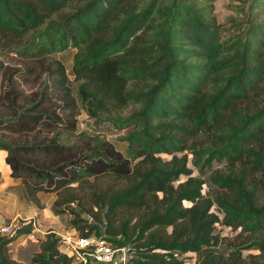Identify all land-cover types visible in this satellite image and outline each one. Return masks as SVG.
Instances as JSON below:
<instances>
[{
    "label": "trees",
    "instance_id": "1",
    "mask_svg": "<svg viewBox=\"0 0 264 264\" xmlns=\"http://www.w3.org/2000/svg\"><path fill=\"white\" fill-rule=\"evenodd\" d=\"M212 1L0 0V44L31 31L23 45L31 55L73 49L80 106L93 120L124 128L126 142L121 152L103 136L77 131L73 101L50 103L45 85L23 106L8 85L0 128L31 135L0 138L9 173L28 194L64 190L54 213L67 211L78 235H117L106 238L126 246L132 264H187L186 251L195 253L193 264H264V0L238 4L243 14L225 26L214 21ZM51 73L56 90L68 94L58 59ZM60 134L74 137L63 142ZM188 153L198 171L224 161L208 173L213 187L201 192ZM106 174L114 183L91 188V205L81 207L70 183L80 188ZM73 200L90 220L65 206ZM216 223L238 227L239 240L214 232ZM30 228L17 224L0 234V264H23L6 244ZM57 246V234L45 233L30 263L90 264ZM249 247L258 252L246 259L241 250Z\"/></svg>",
    "mask_w": 264,
    "mask_h": 264
},
{
    "label": "rangeland",
    "instance_id": "2",
    "mask_svg": "<svg viewBox=\"0 0 264 264\" xmlns=\"http://www.w3.org/2000/svg\"><path fill=\"white\" fill-rule=\"evenodd\" d=\"M247 0H213L212 1V10L211 12L214 15V21L218 24H221L222 26L227 25L229 19L232 17H238L242 13V11H239L237 9L238 4H242L244 7L247 4ZM259 18H263V16H260ZM33 32L28 31L23 37H21L19 40H17L16 43L12 45H6L5 43L0 44V63L2 64V67H0V97H4L6 94V88L8 85L12 87V90L18 91L19 93L16 95L17 98V104L19 106L27 105L30 101H33L36 99V95L38 90L43 87V85L46 86L47 89L53 90L52 93V100L50 103H59L61 102L62 98H65L66 100H72L75 108H71V111L76 112V122H77V131L85 130L91 133H96L100 136H103L105 139L109 140L113 146L121 151H125L126 142L121 139V136L124 134L125 129H116L110 125L107 121H95L89 116L86 115L83 108L80 106V103L77 98V84L78 81H75L72 79L70 75V64L73 54V49L67 48L62 51H53L50 52L47 55L43 56H34L31 55V51L24 50L23 45L27 43L30 39V36ZM52 58V59H51ZM54 58V59H53ZM58 59L66 72L67 77L69 78V86L70 91L68 94H65V92H59L56 89V85L52 83L53 74L51 73V69L54 68V60ZM36 92V94H35ZM0 99V100H1ZM131 108V106H126L123 109L119 110L120 114H125L128 112V110ZM9 110L7 109L6 105H3L0 101V116L8 113ZM40 135H44V130L39 132ZM49 135V134H48ZM31 135L28 134H22V133H16L12 132L7 128H0V138L7 139V140H26ZM73 135L71 134H60V138L63 142H70L73 140ZM161 156L164 158H168L169 154H162ZM188 161L187 165L191 168V175L199 177L203 180L204 184V191H206L207 188L213 187L208 182V173L217 168H221L224 161H211L210 166L204 168L202 171H198L196 167H194L189 158L191 157L190 153L187 154ZM0 161H2V157L0 156ZM264 173V172H263ZM185 176L181 175L179 179L175 180L174 182H177L178 180L184 179ZM114 183V179L111 175H99L96 176L93 179H90L89 181H85L82 183L83 187L80 188L76 186V182L70 183L72 185V189L70 191L73 192V194H76L79 196V205L81 207H89L91 205L90 195L89 191L91 188H102L106 184H112ZM43 194L47 202H49V198L51 199L50 207L52 208V202L55 198H57L60 193L62 194L64 192L61 190H52V191H46V190H38ZM34 195V194H29ZM259 200H264V189H260L258 191ZM76 201L73 200L66 204L65 206L68 208H71L73 210L80 211L82 215L86 217L87 220H90V217L88 215H85V213L81 210V208H78V205L75 203ZM183 205H188L189 201H182ZM213 208V207H212ZM93 209H95L93 207ZM53 212V218L58 219V222H61L67 227L69 223V218L71 217L67 211L58 212V214ZM97 212V211H96ZM17 224V223H16ZM34 233V238L28 237V240L34 241L36 239L35 232H37L36 229H32ZM238 231L237 228H233L232 226H226L221 223H216L214 226V232L218 233L219 235L223 236L224 238H228L229 240H239L240 237L236 236V233ZM57 232V231H54ZM65 232V231H63ZM61 232V233H63ZM56 234V233H55ZM26 241H23L24 243ZM217 248L219 250H222L223 252H227V247L224 243H220ZM258 250L254 247H249L246 249H242L241 253L245 256L247 259V254H254L257 253ZM33 254V253H32ZM31 254V255H32ZM184 259V261L187 264H193L195 261V253L192 251H186L183 254L180 255ZM256 260H261L262 258H259L255 256ZM31 258V256H30ZM30 258L28 260V263H30ZM20 262V261H19ZM31 264V263H30Z\"/></svg>",
    "mask_w": 264,
    "mask_h": 264
},
{
    "label": "crops",
    "instance_id": "3",
    "mask_svg": "<svg viewBox=\"0 0 264 264\" xmlns=\"http://www.w3.org/2000/svg\"><path fill=\"white\" fill-rule=\"evenodd\" d=\"M6 151L0 148V226L11 224H27L31 222V229H36V239L28 240L24 233L17 235L7 242L8 255L23 264H30L28 260L32 253L38 251L39 240L47 232L56 234L72 229L69 224L67 227L58 219L53 218L50 202L40 191L29 195L22 182L10 175L9 166L5 163ZM17 223V224H16ZM2 234V233H0ZM23 241H26L22 243ZM59 249V248H58Z\"/></svg>",
    "mask_w": 264,
    "mask_h": 264
},
{
    "label": "built area",
    "instance_id": "4",
    "mask_svg": "<svg viewBox=\"0 0 264 264\" xmlns=\"http://www.w3.org/2000/svg\"><path fill=\"white\" fill-rule=\"evenodd\" d=\"M204 184L201 192H204ZM14 227V226H13ZM11 224L0 226V233L10 234L13 230ZM27 237L34 238V233L31 230L24 233ZM58 248L59 251L71 257L75 262L90 263V264H132L128 262V253L126 246L113 245L104 236H81L72 228L63 233H58Z\"/></svg>",
    "mask_w": 264,
    "mask_h": 264
},
{
    "label": "water",
    "instance_id": "5",
    "mask_svg": "<svg viewBox=\"0 0 264 264\" xmlns=\"http://www.w3.org/2000/svg\"><path fill=\"white\" fill-rule=\"evenodd\" d=\"M107 238H110V239H116L117 238V235H106Z\"/></svg>",
    "mask_w": 264,
    "mask_h": 264
},
{
    "label": "bare ground",
    "instance_id": "6",
    "mask_svg": "<svg viewBox=\"0 0 264 264\" xmlns=\"http://www.w3.org/2000/svg\"><path fill=\"white\" fill-rule=\"evenodd\" d=\"M185 201V200H184Z\"/></svg>",
    "mask_w": 264,
    "mask_h": 264
},
{
    "label": "clouds",
    "instance_id": "7",
    "mask_svg": "<svg viewBox=\"0 0 264 264\" xmlns=\"http://www.w3.org/2000/svg\"><path fill=\"white\" fill-rule=\"evenodd\" d=\"M183 201V200H182Z\"/></svg>",
    "mask_w": 264,
    "mask_h": 264
}]
</instances>
